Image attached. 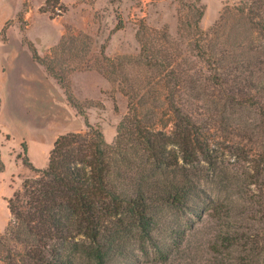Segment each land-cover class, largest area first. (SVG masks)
<instances>
[{"label": "trees", "instance_id": "obj_1", "mask_svg": "<svg viewBox=\"0 0 264 264\" xmlns=\"http://www.w3.org/2000/svg\"><path fill=\"white\" fill-rule=\"evenodd\" d=\"M205 8L179 0L175 34L140 21L134 57L101 45L96 69L127 101L110 142L23 37L87 129L59 134L44 168L25 160L1 261L135 264L138 245L165 263L264 264V0L225 3L207 29Z\"/></svg>", "mask_w": 264, "mask_h": 264}, {"label": "rangeland", "instance_id": "obj_2", "mask_svg": "<svg viewBox=\"0 0 264 264\" xmlns=\"http://www.w3.org/2000/svg\"><path fill=\"white\" fill-rule=\"evenodd\" d=\"M46 1V7L51 3H57L53 0ZM233 1L235 0H202L206 8L200 22L201 27L207 29L212 25L223 5ZM82 2L73 5L71 20L65 26L63 42L42 58L61 76L62 83L79 103V108L86 114L88 122L101 130L104 138L110 142L115 137L118 121L126 111L127 101L116 85L96 69L103 64V61L96 58L101 45L104 46V53L107 56L118 57V60L114 61L119 62L121 56L134 57L138 53L139 44L135 38V31L140 21L156 28L166 25L169 32L175 34L179 0H82ZM28 5L25 1L21 11L14 17L21 31L27 23V20L22 18L23 9ZM60 6L64 11L65 6L63 4ZM118 20L122 26L115 29ZM12 21L13 19L7 21L0 29V47L6 40V31ZM84 59H88L86 62L92 68L70 69L72 64ZM61 90L65 91L63 87ZM0 102L1 232L9 219L6 199L20 187L24 177L33 174V170L25 162L23 142L15 136L16 126L9 120L8 100L1 90ZM67 106L63 109L59 105V114L56 118L58 133L85 131L87 128L83 116L68 102ZM36 161V166H41L45 158L38 155ZM133 252L137 256L135 264H188L183 258L166 263L150 258L139 250L138 245H133ZM202 262L199 260L198 264ZM0 264L5 263L0 260Z\"/></svg>", "mask_w": 264, "mask_h": 264}, {"label": "crops", "instance_id": "obj_3", "mask_svg": "<svg viewBox=\"0 0 264 264\" xmlns=\"http://www.w3.org/2000/svg\"><path fill=\"white\" fill-rule=\"evenodd\" d=\"M25 1L29 5L23 9L22 18L27 23L21 31L14 17ZM53 1L65 6L64 13L57 18L49 15L46 0H0V29L13 19L7 28L6 40L0 47V90L7 97L9 120L16 126L15 136L23 142L26 160L37 168L47 165L49 151L60 134L56 119L59 105L63 109L68 106L59 84L33 58L23 37L43 56L64 35L66 23L71 20L73 5L82 2ZM38 155L45 158L41 166H36Z\"/></svg>", "mask_w": 264, "mask_h": 264}, {"label": "built area", "instance_id": "obj_4", "mask_svg": "<svg viewBox=\"0 0 264 264\" xmlns=\"http://www.w3.org/2000/svg\"><path fill=\"white\" fill-rule=\"evenodd\" d=\"M48 13L51 17L57 18L61 16L64 13V11L59 3H54V4L51 3L48 6Z\"/></svg>", "mask_w": 264, "mask_h": 264}]
</instances>
